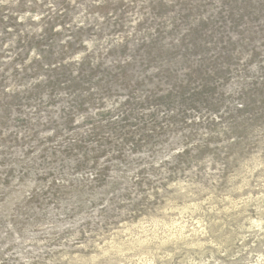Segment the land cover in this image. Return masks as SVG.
<instances>
[{"label": "rangeland", "instance_id": "1", "mask_svg": "<svg viewBox=\"0 0 264 264\" xmlns=\"http://www.w3.org/2000/svg\"><path fill=\"white\" fill-rule=\"evenodd\" d=\"M0 264H264V0H0Z\"/></svg>", "mask_w": 264, "mask_h": 264}]
</instances>
